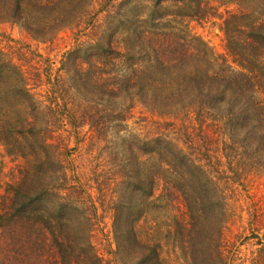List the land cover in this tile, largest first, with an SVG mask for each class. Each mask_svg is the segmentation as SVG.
Segmentation results:
<instances>
[{"label": "rangeland", "instance_id": "374dc122", "mask_svg": "<svg viewBox=\"0 0 264 264\" xmlns=\"http://www.w3.org/2000/svg\"><path fill=\"white\" fill-rule=\"evenodd\" d=\"M33 1L25 2L21 18L36 25L30 33L21 19L12 18L9 0H0V49L18 67L24 64L20 68L35 102L30 112L19 103L16 72L6 70L0 79V128L21 127L29 119L40 138H22L21 155H8L0 145V212L14 189L34 193L45 187L50 207L40 217L5 219L0 264L13 246L20 255L8 264H86L101 256L106 264H131L135 244L117 245L114 239L116 208L142 242L158 245L162 264H264V108L258 99L264 96L246 81L235 85L231 78L207 77L210 69L227 66L219 59L227 56L226 29L232 33L235 20L241 25L262 20L264 0H201L205 17L189 19L184 27L172 23V37L182 43L177 51L184 56L167 63L162 49H145L138 31L119 29L118 37L134 36L129 61H147L140 73L143 98L138 85L127 84L136 74L126 58L111 60L101 77V67L86 50V43L94 46L104 29L118 25L112 13L116 0ZM183 38L189 41L184 46ZM195 73L202 76L199 89L188 86ZM110 86L119 96L103 93ZM46 91L66 107L65 130L43 132L51 119ZM198 92L207 94L208 102L196 103ZM220 92L223 100L217 101L214 94ZM116 109H123L120 124L110 120ZM157 136H167L192 164L173 170L166 153L136 149L143 189L133 192L131 147ZM146 167L171 183L149 195ZM58 202L64 203L60 215ZM41 214L51 215L53 229Z\"/></svg>", "mask_w": 264, "mask_h": 264}, {"label": "trees", "instance_id": "16d2710c", "mask_svg": "<svg viewBox=\"0 0 264 264\" xmlns=\"http://www.w3.org/2000/svg\"><path fill=\"white\" fill-rule=\"evenodd\" d=\"M106 1L111 0H105V2ZM25 2H29V0H9L8 10L10 11V14L14 20H20L21 18H24L26 9ZM33 2L35 5H41L43 3L42 0H34ZM105 2L104 6H107L105 5ZM114 3L116 8L112 10V13L115 14L114 20L118 23V25L115 26V29L111 32H107L104 29L102 32L105 33L106 36L102 35L97 38L96 44L94 46L86 43V50H89L88 56L97 61L98 66L101 67L99 70L101 77L103 76L105 68L109 62H111V60L124 57L129 61L132 56V51L135 48V45L132 44L130 38L134 36L129 34L123 37H118L117 34L119 29L125 27L127 30L126 32L138 31L141 39L147 44L146 48L144 45L143 47L147 50L150 49L156 52L162 49L164 52V54H162V58L164 59L163 62L167 63L171 62L172 60H178L179 57L184 56V53L182 54L177 51V48L182 46V43H176V40H174L172 37L175 30L172 26V23H177L184 27L187 25V21L189 19L203 18L207 15L201 0H116ZM42 5H44V3ZM138 8L144 9V13L142 15H140L141 13L137 11ZM229 16L233 18L238 17V15L231 13H229ZM263 19L264 17H262V20H259L256 23L254 22L252 24L247 23L242 25L239 24V21L235 20L233 24V31L236 32L233 33L232 31V33H228V30L226 29L225 52L227 56H221L219 59L221 62L224 61V66H227L225 68L223 67L221 70L219 67L217 69H210L212 72L207 74L209 79H213L215 76H218L220 80H222V78H231L235 85H238L239 81H246L250 87H252L251 90L253 92H260V94L264 96V31L262 30L263 26L261 22ZM20 22H23V28H25V30L29 31L30 33L33 32L36 26L33 25L34 23H29L24 19H21ZM130 24H133L135 29L129 30L128 26ZM151 36H154L153 41L150 40ZM161 36L166 38L159 41ZM233 37L235 38V43H233V40H231ZM182 41L183 46L185 43L189 42L185 38H183ZM113 43L116 45V47L119 46L120 48L115 49ZM174 44L175 47L173 49ZM168 50L169 53H172L173 55H168ZM6 55L3 53V49H0V79H5L6 70H15L16 84L14 86V93L17 96L19 103H22L23 106H26L30 112L34 109L35 102L33 95L30 92L31 85L28 87V85L31 83L26 80L27 77L24 76V71L20 68L21 66H24V64L20 63V66L18 67L17 63H14L13 59H11V57H7ZM206 62L207 65H211L208 64V60H206ZM129 64L132 68H135L134 72L136 76L134 81H130L127 84H130V86L138 85V95L140 98H143L145 97V90H143V77L140 75V73L144 71L143 67H148L147 61H143L142 63H139V61H129ZM124 75H126V73ZM151 80L155 83L158 82V78L154 76ZM202 82V76L195 73L192 75V80L188 86L189 88L198 86L199 89L201 86L199 83L201 84ZM123 84L124 81L122 82V85ZM221 92L219 94H214V98H216L217 101L223 100L221 98ZM103 93L108 94V96H119V91H117V89L113 86L108 87L103 91ZM200 93L201 92H198V95ZM199 96H201V98L197 99L196 103H201L203 100H205L204 102H208L207 98L209 97H206L207 94H200ZM55 97L59 99V97L56 95ZM45 98L48 102L46 107L51 119H49L48 122L46 121L47 123L43 127V132L49 130L53 132L55 128L57 130H65L66 107L63 106L64 104H62V106L59 105L57 99L48 94L47 91L45 92ZM262 98L263 97H258V99H260L259 103H261L259 105L264 108V101ZM123 119V109H116V112L110 117L111 121L118 122L119 124ZM22 121L23 119L19 123ZM35 128L36 125L29 119H26L25 124H21V127L12 126L11 128H7L5 131H2L0 128V145L4 147V151L8 155H21L22 151L20 144L22 138L26 140L40 139L36 135ZM42 138H46V135H43ZM40 145L43 146V144ZM136 149L145 155H151L153 153L161 155L162 153H166L167 156H169L167 161H169L168 163L172 164L173 170H176V166L178 168L185 169L189 168L190 164H192L187 158L189 156L186 157L183 153H181V150L178 146L174 144L172 145L168 141L167 136H164V138L157 136L148 141L142 140L136 145V148L135 146L131 147V152L134 155L135 165L130 169L134 175L132 176L131 181L128 183L131 188L130 190L133 192H139L140 189H143V179L141 177L142 169L137 162L139 152H136ZM174 163L177 164L174 166ZM62 167L64 169V166ZM143 171L146 172L145 176H147V183L149 184L147 192L149 195H153L154 189L157 188V186L159 187L160 185H164L165 187L168 182L171 183L169 179H165V177L160 175L156 170L152 171L150 167H146V169H143ZM65 176L66 174H64L63 177ZM171 179L173 180V178ZM161 181H164V184H161ZM11 194L12 195L9 198L10 203L7 205L5 210L0 212V231H2V228L6 226V218L11 220L15 218V216L40 217L38 214L43 213L45 210H49L50 198L47 196L49 193L45 187L44 191L38 189L37 191H34V193L21 192L19 189H14ZM58 205L59 206L56 208V214L60 215L64 210V203L58 202ZM41 217H43V221L46 222L45 224L47 226L49 225L50 228L53 226L50 214L48 217L41 214ZM112 228L116 244L118 243L117 245H119V242L135 244L133 247H136V254L131 258V264H162V259L158 251V245L156 243L149 244L147 242H142V240L139 239L134 225H132V221L128 229V224L126 223V214L125 216L122 214V209L119 211V208H116L112 219ZM5 252V262L2 264H8V261L15 254L18 256L20 255L14 246L9 250L5 249ZM21 255L24 256V254ZM16 258L19 257L16 256ZM96 260L99 261L100 264H106L102 256L99 258L96 257L95 260L86 264H95Z\"/></svg>", "mask_w": 264, "mask_h": 264}]
</instances>
